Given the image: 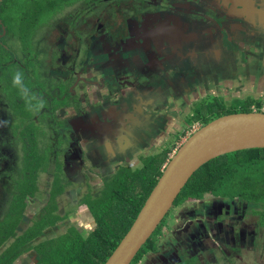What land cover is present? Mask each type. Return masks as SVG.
<instances>
[{
    "label": "flooded vegetation",
    "instance_id": "af4514ba",
    "mask_svg": "<svg viewBox=\"0 0 264 264\" xmlns=\"http://www.w3.org/2000/svg\"><path fill=\"white\" fill-rule=\"evenodd\" d=\"M260 62L264 0H0V249L10 226L45 248L75 231L98 250L71 264H106L115 251L100 252L90 206L127 197L130 216L117 226L126 231L198 121L247 110L245 68ZM30 150L43 170L30 171ZM238 156L232 164L246 162L229 171L220 161L201 172L133 264H251L253 255L264 264V149ZM222 184L241 192L212 193ZM43 250L12 264H42Z\"/></svg>",
    "mask_w": 264,
    "mask_h": 264
},
{
    "label": "water",
    "instance_id": "95a60500",
    "mask_svg": "<svg viewBox=\"0 0 264 264\" xmlns=\"http://www.w3.org/2000/svg\"><path fill=\"white\" fill-rule=\"evenodd\" d=\"M260 149H264V113L226 115L202 127L175 154L132 229L106 264H133L204 166L231 154Z\"/></svg>",
    "mask_w": 264,
    "mask_h": 264
},
{
    "label": "trees",
    "instance_id": "16d2710c",
    "mask_svg": "<svg viewBox=\"0 0 264 264\" xmlns=\"http://www.w3.org/2000/svg\"><path fill=\"white\" fill-rule=\"evenodd\" d=\"M261 104H262L261 100L260 101L250 100L247 110L243 111V113L252 112L253 106L260 108ZM220 116H222V115L218 114L217 119H218V117L220 118ZM203 120L204 121H198V122H201L205 125H207L208 123L211 122L209 119H203ZM194 122H197V121H194ZM259 152H260V150H251V151H245V152H241V153H238L235 155L232 154L231 156L219 158V159L212 161L211 163L207 164L206 166H204L203 169H201L195 176H197L198 174H200L204 170L208 172V169L209 170L212 169L211 165H213L215 163L218 164V162H220V161L224 162L227 165V167H228L227 170L229 171L235 165L241 163V162H239L236 164H232L231 161L233 160L234 157H236L238 155L242 156L245 153H248L249 161H252L254 156ZM26 154L29 156V159H27V161H29V163L31 162L30 160L33 159L32 163H31V165H32L31 170H30L31 172L38 170L39 167L41 170L44 169L45 158L43 156L38 157L35 150L34 151L30 150L28 152L26 151ZM238 157H240V156H238ZM225 160H227V161H225ZM244 162H246V161H243L242 163H244ZM200 175H202V173ZM226 175H228V174L225 173L224 176H226ZM144 178L145 177H143V180H144ZM193 178L191 179V182H192ZM196 179H197V177H196ZM195 180L192 182L191 186H189L191 184V182L189 183V185H188L189 187H187L184 191V193L186 192L185 195L188 194V195L192 196V195H194L193 193H196L197 181H195ZM156 184L157 183L155 182L153 184V187H155ZM150 195H151L150 192H146L143 198L138 199L137 210L133 214L132 219L129 220L128 227H127L126 231H117V226L122 227L123 216H124L125 220H127L130 216L129 214L127 215V213H126L127 210L125 209L129 205L131 206V204H130L131 202L129 201V199L127 197L118 196V195L117 196L111 195V197L108 198V200L100 201V202H103V203H101L102 205H106V206H104L103 210H101L99 208L98 203H95V204L90 206V210L93 212L94 217L98 221V224H99V228L97 229L98 233L96 235V239L99 240V243L101 245L100 252L102 254L105 250V254L108 256V253L111 254L118 248L119 244L123 241V239L127 236V234L132 229L136 219L138 218L139 214L141 213L142 209L144 208V206H145L147 200L149 199ZM128 210H130V209H128ZM109 224H112V226L115 227L114 228V234L116 233V240L113 242V244L110 246V248L105 249L107 239L103 236V233L106 231V225H109ZM13 230H14L13 227L10 226L9 234H11V232ZM42 231L43 230H41L39 233V235L41 237L43 236ZM9 234H8V237H9ZM70 235H71V238L67 237V239H68L67 241H64V239L66 237H60V238L55 239V240L47 241V243H51V244L56 245V246H52V247H56V259L54 262L52 260H50L48 262V264H56V262L58 261V259L60 257L62 259L63 264H71L70 258L86 257V256L94 254L98 250V248H94V246H90L89 248H87L84 238L78 232L76 233L75 231H71ZM0 241L4 242L3 240H0ZM23 241H24V239H23ZM23 241H22V239L20 241H18V243H17L18 246L22 245ZM20 242H22V243L19 244ZM24 243H26V239H25ZM44 248H45V243L44 244L41 243L40 249L43 250ZM14 250H17V251L15 253H13V251H11V253H4L3 254V256L5 254H8V261H9L8 263L9 264H12V262L16 259V257H18L20 255V253H23L20 251V248H16ZM144 250H145V248H144ZM143 251L141 253H143ZM41 262H42V264H46L45 260H42Z\"/></svg>",
    "mask_w": 264,
    "mask_h": 264
},
{
    "label": "rangeland",
    "instance_id": "374dc122",
    "mask_svg": "<svg viewBox=\"0 0 264 264\" xmlns=\"http://www.w3.org/2000/svg\"><path fill=\"white\" fill-rule=\"evenodd\" d=\"M252 109H254V107H252ZM253 111V110H252ZM44 141L45 142H43V143H41V149L42 150H45V148L47 147V143L50 141L49 140V137H46V138H44ZM14 156H16V154L14 153ZM11 160V159H10ZM225 161H227V160H225ZM219 163V162H218ZM13 175L15 176V173H13ZM200 174H198L197 176H195L194 178H193V180H192V182L196 179V177H198ZM45 177L42 175L41 176V185H42V187H44V188H42V190H47V188H48V186H46V180L44 179ZM192 182H191V184L189 185V186H191L192 185ZM188 186V187H189ZM233 186V187H232ZM238 192H241V189L240 188H235V185H230V184H222V185H219L218 187H216L215 188V190H213V192L212 193H215V195H220V196H232V195H234V194H236V193H238ZM186 193V192H185ZM53 202H51L50 204H52ZM49 204V205H50ZM48 205V206H49ZM35 211H38V208H35L34 209ZM47 211V213L46 214H48V219H47V222L48 223H51L52 224V222H53V216H52V212H51V210H50V208L48 207V209L46 210ZM45 211V212H46ZM73 212H75V211H73ZM43 219V218H42ZM42 219H41V221H42ZM90 223H92V221L91 220H88L87 222H86V224H90ZM75 227L76 228H79L80 230H81V233H84V234H88V233H90L91 231H93L94 229H92L91 227H86V226H83V224H81L80 222L78 223V225H75ZM43 228H44V226L41 228V230H43ZM10 229V228H9ZM13 229H15V228H13ZM4 231V230H3ZM3 231L0 233V237H1V235L2 236H4V237H6V235L3 233ZM16 231L17 230H13L12 232H11V234H9V231H8V234L10 235V236H17V240L18 241H20L21 239H22V241H23V239H24V241H25V239L27 238V237H29V234H28V236H26L27 234H25V235H23V232L22 231H18V234L16 235ZM89 237H90V235H87L86 237H84L85 238V240L86 241H89ZM13 237H7L6 239H7V246H5V247H2L0 250L2 251V253H1V255L2 254H4V253H11V251H13V253H15L17 250H14V249H16V248H20V251H29V250H37L38 248H39V246H40V244H41V242L39 243V245H30V244H32V243H24V241H23V243L22 242H20L19 244H21L22 243V245H20V246H18V241H16V243H15V241L14 242H8L9 240H11ZM13 240H14V238H13ZM68 239L67 238H65L64 239V241H67ZM8 243H9V245H8ZM44 251V253H47L48 254V259H45V263L46 264H48V262H49V258H51V257H53V255L56 253V250L50 245V244H47L46 245V248L43 250ZM4 252V253H3ZM19 252V251H18ZM3 257V259L2 260H6L7 258H8V254H5L4 256H2ZM248 261L251 263V264H261V263H259V261H258V259H257V257L256 256H250L249 257V259H248Z\"/></svg>",
    "mask_w": 264,
    "mask_h": 264
},
{
    "label": "crops",
    "instance_id": "0c3cea01",
    "mask_svg": "<svg viewBox=\"0 0 264 264\" xmlns=\"http://www.w3.org/2000/svg\"><path fill=\"white\" fill-rule=\"evenodd\" d=\"M252 65L245 68L248 79L244 91H247L249 100L264 102V63L260 62L254 67Z\"/></svg>",
    "mask_w": 264,
    "mask_h": 264
},
{
    "label": "clouds",
    "instance_id": "9594fccd",
    "mask_svg": "<svg viewBox=\"0 0 264 264\" xmlns=\"http://www.w3.org/2000/svg\"><path fill=\"white\" fill-rule=\"evenodd\" d=\"M22 81V74L17 72L14 77H13V84L14 85H19Z\"/></svg>",
    "mask_w": 264,
    "mask_h": 264
},
{
    "label": "built area",
    "instance_id": "2783aa9c",
    "mask_svg": "<svg viewBox=\"0 0 264 264\" xmlns=\"http://www.w3.org/2000/svg\"><path fill=\"white\" fill-rule=\"evenodd\" d=\"M254 109H252L254 112H259V113H264V102H262V104L260 105V108L253 106ZM188 140V138H187Z\"/></svg>",
    "mask_w": 264,
    "mask_h": 264
}]
</instances>
